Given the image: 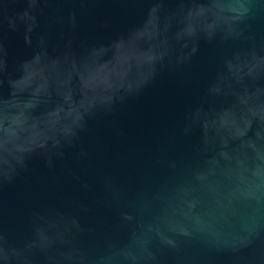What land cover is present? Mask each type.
<instances>
[{
	"label": "water",
	"instance_id": "1",
	"mask_svg": "<svg viewBox=\"0 0 264 264\" xmlns=\"http://www.w3.org/2000/svg\"><path fill=\"white\" fill-rule=\"evenodd\" d=\"M0 264H264V0H0Z\"/></svg>",
	"mask_w": 264,
	"mask_h": 264
}]
</instances>
